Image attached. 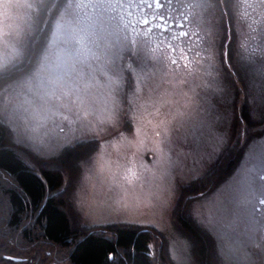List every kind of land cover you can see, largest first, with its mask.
Segmentation results:
<instances>
[{"label": "rangeland", "instance_id": "obj_1", "mask_svg": "<svg viewBox=\"0 0 264 264\" xmlns=\"http://www.w3.org/2000/svg\"><path fill=\"white\" fill-rule=\"evenodd\" d=\"M17 2L0 0V35L22 14ZM235 27L233 50H239L244 36L255 37L247 43L257 49L258 66L259 49H264V21H251L255 32L249 31L246 22L236 21ZM78 36L75 32L69 36L68 48L55 52L54 59L62 61L73 52L79 60L90 63L92 45L88 41L76 44ZM180 63L179 68L166 70L168 83L151 96L146 94L131 105L125 100L112 123L99 125L90 116L84 123L92 121L91 128L77 125L75 135L95 137L92 150L74 162H61L62 185L55 193L65 199L66 211L76 227L133 224L154 229L160 234L150 244L156 264H185V242L191 241L176 225L175 215L180 210L208 236L216 264H245V253L257 252V245L264 244V219L242 206L236 216H226L224 208L243 187L248 170L258 166L257 156L264 151V84L254 71L239 72L233 78L217 65V75L212 77L207 74L206 61L196 58L187 68ZM233 63L235 72L240 62ZM94 91L85 92V108L90 100L87 93ZM6 101L22 105V110L13 112L10 108L4 113ZM26 114L32 118L25 119ZM0 116L10 121L19 141L14 148L36 172L46 162L56 163L61 151L69 147L61 146L72 136L66 123L49 119L31 93L25 94L15 85H0ZM57 124L65 127L64 133ZM76 145L69 148L84 149ZM209 154L210 162L201 160ZM228 157L230 167L226 166ZM117 161L122 166L119 170L115 168ZM216 164L228 172L215 177L213 183L201 182L209 189L191 195L186 187L200 183L214 167L215 172ZM124 167H131L136 175L126 174ZM10 252L11 258L18 254L30 258ZM27 263L35 261L28 259Z\"/></svg>", "mask_w": 264, "mask_h": 264}, {"label": "snow or ice", "instance_id": "obj_2", "mask_svg": "<svg viewBox=\"0 0 264 264\" xmlns=\"http://www.w3.org/2000/svg\"><path fill=\"white\" fill-rule=\"evenodd\" d=\"M15 6L22 14L0 35V85L30 92L49 119L65 122L72 136L62 147L79 143L90 151L95 137L75 135L77 125L91 128L92 121L84 123L90 116L99 125L112 123L125 100L131 105L151 96L168 83L166 70L179 68L180 62L187 68L196 58L206 61L212 77L217 65L233 78L254 71L264 84V49H259L257 66V49L247 43L256 38L244 36L238 51L232 47L236 21L248 23L250 32L256 31L253 19L264 21V0H18ZM74 32L79 34L76 44L91 43L90 63L73 52L62 61L54 59L55 52L68 48ZM233 61L240 62L235 72ZM93 88L85 108L84 94ZM10 108L20 112L22 105L6 101L3 112ZM17 143L10 121L0 116V149ZM257 159L258 166L248 170L243 187L224 208L226 216H236L242 206L264 219V151ZM201 160L210 162V154ZM121 167L117 161L115 168ZM124 172L136 175L131 167ZM257 247L245 253V264H264V244ZM185 251V264H204L195 258L194 242H185Z\"/></svg>", "mask_w": 264, "mask_h": 264}, {"label": "trees", "instance_id": "obj_3", "mask_svg": "<svg viewBox=\"0 0 264 264\" xmlns=\"http://www.w3.org/2000/svg\"><path fill=\"white\" fill-rule=\"evenodd\" d=\"M19 152L14 146L0 149V264H28V259L34 264H156L149 247L154 236L160 235L154 229L133 224L93 229L71 223L65 199L55 193L62 185L61 162H74L88 150L66 147L56 163L46 162L38 172ZM228 158L226 166L230 167ZM220 165L216 164V171L212 168L209 176H202L200 183L186 187L191 195L209 189L201 182L213 183L215 177L228 172ZM175 222L195 243V257L204 264H216L217 256L205 232L183 210L177 212ZM11 250L30 258L18 254L8 259Z\"/></svg>", "mask_w": 264, "mask_h": 264}]
</instances>
